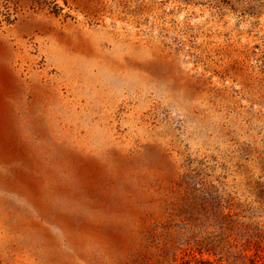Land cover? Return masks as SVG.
<instances>
[{"label": "rangeland", "instance_id": "1", "mask_svg": "<svg viewBox=\"0 0 264 264\" xmlns=\"http://www.w3.org/2000/svg\"><path fill=\"white\" fill-rule=\"evenodd\" d=\"M0 264H264V0H0Z\"/></svg>", "mask_w": 264, "mask_h": 264}]
</instances>
